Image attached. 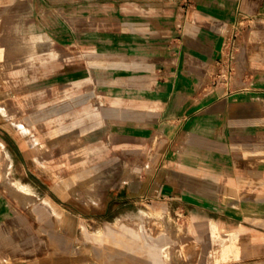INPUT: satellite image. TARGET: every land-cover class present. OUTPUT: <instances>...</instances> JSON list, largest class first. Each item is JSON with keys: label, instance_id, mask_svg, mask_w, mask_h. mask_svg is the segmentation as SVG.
<instances>
[{"label": "crops", "instance_id": "crops-1", "mask_svg": "<svg viewBox=\"0 0 264 264\" xmlns=\"http://www.w3.org/2000/svg\"><path fill=\"white\" fill-rule=\"evenodd\" d=\"M0 264H264V0H0Z\"/></svg>", "mask_w": 264, "mask_h": 264}, {"label": "rangeland", "instance_id": "rangeland-1", "mask_svg": "<svg viewBox=\"0 0 264 264\" xmlns=\"http://www.w3.org/2000/svg\"><path fill=\"white\" fill-rule=\"evenodd\" d=\"M244 32H245V27H242L240 28V31H239V36H238V39H237V42L235 44V48H236V60L240 58V56L238 55L239 53H242L244 51ZM227 63V61H226ZM236 63H239V61L237 60ZM241 74V72L239 73ZM223 75V78L224 79H228L229 75L228 73H224L222 74ZM12 183V186H14L15 188H18V189H21V186L18 185L14 180L11 181ZM149 220H151V222H153L154 224L158 225V227H161V224L158 222L155 221V219H151L150 218V215L149 216H145L144 217V221L140 219L137 220L139 222H136V227L137 228H140L143 224V222H148ZM128 225L133 228L132 224L128 223ZM121 233H125V232H128L127 230L124 231L122 226H120V223L119 224H115V225H112L110 228H109V231H108V235H114V237H117L118 236V232ZM129 233V232H128ZM102 234H106L105 231H100L97 235H98V238L100 239L101 238V235ZM120 237V236H119ZM142 237V235H141ZM143 238V237H142ZM183 250H181V248L178 246V247H174L172 250L169 249H166L164 252H162V257L164 258H167V259H172L176 256H180V255H184L185 257H190L192 256L193 254H196V261L197 259H199V261L201 260V256L199 255L200 254V251H198L196 248H191L189 247L188 250L187 248H182Z\"/></svg>", "mask_w": 264, "mask_h": 264}, {"label": "built area", "instance_id": "built-area-1", "mask_svg": "<svg viewBox=\"0 0 264 264\" xmlns=\"http://www.w3.org/2000/svg\"><path fill=\"white\" fill-rule=\"evenodd\" d=\"M230 57H232V55ZM230 69H231V67L229 65H227V66L223 65L222 68H221V72H220V78H223L222 74H224V73H228V75H229Z\"/></svg>", "mask_w": 264, "mask_h": 264}, {"label": "bare ground", "instance_id": "bare-ground-1", "mask_svg": "<svg viewBox=\"0 0 264 264\" xmlns=\"http://www.w3.org/2000/svg\"><path fill=\"white\" fill-rule=\"evenodd\" d=\"M12 181V180H11ZM12 183V182H11Z\"/></svg>", "mask_w": 264, "mask_h": 264}]
</instances>
